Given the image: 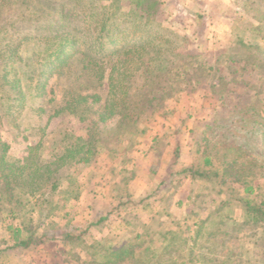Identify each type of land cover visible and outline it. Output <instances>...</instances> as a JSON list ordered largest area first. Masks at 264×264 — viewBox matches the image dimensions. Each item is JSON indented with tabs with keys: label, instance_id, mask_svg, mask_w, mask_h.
Instances as JSON below:
<instances>
[{
	"label": "rangeland",
	"instance_id": "rangeland-1",
	"mask_svg": "<svg viewBox=\"0 0 264 264\" xmlns=\"http://www.w3.org/2000/svg\"><path fill=\"white\" fill-rule=\"evenodd\" d=\"M157 1L149 20L136 13L140 0H0V66L13 52L21 58L11 64L15 72L4 77L0 71V153L22 160L28 146L40 141L38 152L53 161L63 141L80 138L88 143L95 132L102 136L91 142V161L74 160L61 168L59 185L46 201L37 203L38 191L33 200L20 195L18 215L4 217V205L10 202L1 196L5 186L0 176V247L10 238L6 226L20 223L29 227L26 232L35 241L43 234L58 236L55 253H50L56 259L77 254L87 264L89 249L75 235L100 247L123 245L134 232L144 238L148 255L158 258L165 251L162 236L171 232L190 238L175 241L163 254L166 260L176 258L175 264L188 251L189 264H264V225L243 222L239 199L251 185L249 197L264 200V0ZM101 12L114 14L117 27L111 34L119 39L104 41V50H97V41L90 38L97 33L95 20ZM121 22L125 34L140 37L136 42L121 43ZM166 39L174 42L163 50ZM148 40L159 45L157 51H174L184 55L183 63L191 61L187 68L192 79L174 77L180 90L165 87V95L148 104L137 132L129 136L119 125V108L111 103L102 119V101L88 97L80 108L72 103L73 90L108 93L106 76L114 59L109 51H136ZM51 51L67 55L50 67ZM81 51H108L99 59L100 80L99 72L72 59ZM14 76L17 82H7ZM108 95V102H114L113 93ZM191 167L212 171V180L184 172ZM154 212L155 218L150 216ZM85 220L92 221V230L81 233ZM73 224L72 237L64 239ZM208 231L215 233L216 260L197 262L196 253L213 257L192 241Z\"/></svg>",
	"mask_w": 264,
	"mask_h": 264
},
{
	"label": "trees",
	"instance_id": "trees-1",
	"mask_svg": "<svg viewBox=\"0 0 264 264\" xmlns=\"http://www.w3.org/2000/svg\"><path fill=\"white\" fill-rule=\"evenodd\" d=\"M158 7L159 2L157 0H140V6H138L139 11H136V13L139 17L149 19L148 17L153 15L157 11ZM113 15L114 14L111 13L101 12L95 20L96 23L94 29L98 27V30L96 35L94 37L92 35V38H90V40L92 39L93 43L94 41H97V50H104V41L110 44H114L119 39V37L115 34H111L117 27L116 22H114L115 20L113 19ZM122 24L123 23L121 22V43L126 39L134 40L136 42L140 37L131 34L129 37V33L125 34L126 28ZM2 29H4L3 25L0 26V30ZM109 33L111 36L109 35ZM102 38H104L105 40H102ZM173 40L174 39H166L163 50L169 48L170 46H168L167 44L170 45L174 42ZM140 45L143 46H137V48L135 47L136 51H122V47L120 51V48L118 47H114L113 51H109L113 55L112 58L114 59H112L111 64H109L110 73L106 76V79H108L109 85H111L108 93H113L112 100L114 102H108V93L103 94L99 91H96L90 94L77 92L75 90L70 91V93L72 94L71 97H73L72 103L74 102L75 105L77 104V108H80L78 105H81L80 103H82L83 101L85 102L86 98L88 97L93 98L94 100L102 101L100 105L101 111L99 114V117L101 119L105 116L103 115L104 109L106 110L107 108H109L108 104L111 103L112 105L117 106L119 108V111H116V114L120 118L119 125H121V127L125 129L129 136H131L132 133L137 132L138 123L141 122L145 113L147 112L148 104L153 99L157 98V95H165V87L176 91L180 90L181 86L177 85V80H175L174 77H177L178 79V76H181L183 80L192 79V77L190 78L187 68V65L191 64L192 62L188 61L186 63L184 61L185 63H183L182 60L183 58H185L183 57L184 55H174V51H157L160 50L159 45L157 43L151 44L149 40L140 43ZM171 48H174V45ZM139 49L143 51H137ZM96 52L100 53L96 55L81 51L79 54L74 55L72 59L76 60V65L80 64L81 62L84 68L92 70L93 73L94 71L96 73L99 72L100 76H98V79L100 80L103 75V68L101 64L98 65L99 61H101L99 59H103V55H107L106 53L108 51ZM62 55H67V52L51 51L50 53H48V58H51L52 56L54 58L48 59L47 64L50 67H53L55 63L60 64L59 62L63 61V57H61ZM176 56L179 57L177 58ZM20 60V57H15L14 52L10 57L7 56L5 60L2 59V65L0 66L1 76L5 77L7 73L11 72L12 70L13 72H15V67H12L11 64L15 61ZM120 60L121 67L117 66ZM30 63L33 66L32 59H30ZM34 70L35 69H33V72ZM21 72L26 73L24 70ZM114 72H116L115 76ZM15 74L16 73H14L13 75ZM95 76L96 75L93 74L94 79ZM15 78V76L9 78L7 82H17ZM98 79H95L97 83H99ZM10 86L12 87L11 84ZM69 101L70 100L67 99L65 100V103L72 104L69 103ZM68 109L71 112V109ZM109 112L113 111L111 110ZM55 113H57L56 110L53 114ZM99 133L100 132H95L93 134V137H91L92 139L88 143L83 142L80 138H76L72 142L63 141L61 151H59L56 155H52L54 157L53 161L48 160V157H44L41 151L38 152L41 146L40 141L28 146V153L22 158V160L11 161L6 156V153L1 152L0 176L5 186V191L1 193V196H3L5 200H8L10 202V204L4 205V208L7 211V213H4V217H12L15 214L18 215L16 206L18 207V197L22 194H24V197L30 196V198L33 200V197L37 195L36 191H38L39 197L36 196L35 198L37 200V203L40 200L46 201L47 194L52 193L55 189H57L59 185V180L57 178H59L58 174L61 173V168L71 164V161L74 160H85L86 163L91 161V157L95 153L91 142H93V140L95 139V141H97L102 138ZM1 146H4V144L1 143ZM210 162V158L206 157L204 159L205 164H209ZM32 164L36 165V167L33 169L29 168ZM184 172L189 173L192 177H208L210 180H212V177L209 176L210 173L213 172L210 170H205L201 167L186 168L184 169ZM252 191L253 188L251 185L245 186L243 192L247 196H242L239 198L243 204V222H245V224H249L250 226L264 225V200L249 197ZM34 203L36 202L34 201ZM222 204H226V200H224L221 205ZM2 208H0V210ZM222 222L223 220L221 221V223ZM20 226H14L13 224H8L6 226L7 231H9L10 238L16 241V243L21 246H25L31 241H35V239L33 238V233H27L30 230L29 227H25V224H20ZM22 228L25 232L27 231V235L22 236ZM212 235H215V233L213 231H208L207 236L202 237L197 235L196 238L192 239L193 244H197L200 248V251L202 249H206L209 252L213 253V257L210 258H206V256L201 255L202 253H196L195 255L198 254L199 258L196 260L197 262L202 263V259H211L213 261L216 260L215 257L217 253V244L215 242V239H212ZM42 236L46 237L45 234H43ZM68 237H72V235L66 233L64 239H67ZM162 237V240L165 242V244L163 245L165 251H161V255L158 258H153L152 256L148 255L147 245L145 244L144 238L140 234L135 232L130 236L128 242L123 245L115 244L112 246L102 245L100 247H96L93 244L88 245L87 243H85V240L81 239V235H75L74 238L83 240L82 243L85 244L83 245L85 251L89 249L87 256L90 258V260L87 261V264H175L176 258H170L166 260L162 258L163 254H166L167 250L169 251L171 248H173V246L175 245V241L181 240L184 242H189L190 238L183 239L177 236L175 233L171 232H166ZM198 238H201L202 241H199ZM0 243H2V240H0ZM190 255L191 252L188 251V253L185 254L184 258L181 259V261H179L177 264H189L191 260ZM72 256L74 257L72 258L73 261L77 262L80 260V255L73 254Z\"/></svg>",
	"mask_w": 264,
	"mask_h": 264
},
{
	"label": "crops",
	"instance_id": "crops-1",
	"mask_svg": "<svg viewBox=\"0 0 264 264\" xmlns=\"http://www.w3.org/2000/svg\"><path fill=\"white\" fill-rule=\"evenodd\" d=\"M175 148L176 150H178L180 148V145H177ZM149 152L151 155H153L155 154L156 151H153V149L151 148V151ZM148 168H150V166H148ZM129 184H131V186L134 188L133 182ZM145 188H146V185H145ZM170 210L172 212V210L174 209L171 207ZM85 216L89 217V214L85 213ZM121 216H122V213H121ZM150 216L153 218L157 217V212L151 213ZM153 218H151L150 223L152 222V220H154ZM13 225L20 226V223H17V224L14 223ZM92 225H93L92 221L85 220V222H83V224L80 225L81 227L79 226L81 233H86L88 231L90 232L92 230ZM72 226L74 227L72 228ZM44 227L45 226L43 225V230H44ZM76 227L77 225H74V224L71 225V228L69 229L71 231L68 230L67 232H70V235H72L73 234L72 231H75ZM105 230L107 231L106 227L103 229L102 233H104ZM22 234H23L22 236L27 235L26 232L23 230V228H22ZM46 237L41 236L40 239L36 240L35 242L31 241L29 244L25 246L18 245L16 241H14L11 238L6 239L3 247H0V264H81L82 263V261L77 263L73 261L72 258L70 257L57 256V259H56V256L51 257L50 253L51 252L55 253L54 249L56 247V244L59 241V237L52 236L49 238V236L47 235ZM126 237L129 238V234L127 233L125 234L124 240H127ZM22 238H25V237H22ZM47 246L49 247L48 249H47ZM2 256L3 258H1Z\"/></svg>",
	"mask_w": 264,
	"mask_h": 264
}]
</instances>
